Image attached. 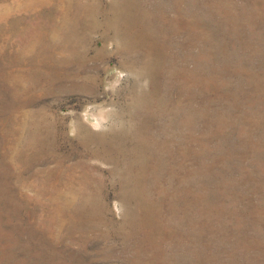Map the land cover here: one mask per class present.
<instances>
[{
  "label": "rangeland",
  "instance_id": "1",
  "mask_svg": "<svg viewBox=\"0 0 264 264\" xmlns=\"http://www.w3.org/2000/svg\"><path fill=\"white\" fill-rule=\"evenodd\" d=\"M0 264H264V0H0Z\"/></svg>",
  "mask_w": 264,
  "mask_h": 264
}]
</instances>
